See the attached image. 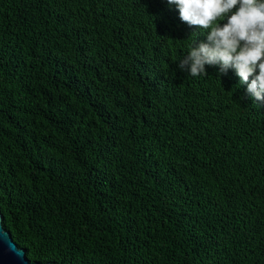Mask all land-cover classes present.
Segmentation results:
<instances>
[{"label": "trees", "instance_id": "trees-1", "mask_svg": "<svg viewBox=\"0 0 264 264\" xmlns=\"http://www.w3.org/2000/svg\"><path fill=\"white\" fill-rule=\"evenodd\" d=\"M195 39L168 0H0V210L31 261L264 264V100L181 70Z\"/></svg>", "mask_w": 264, "mask_h": 264}, {"label": "clouds", "instance_id": "clouds-1", "mask_svg": "<svg viewBox=\"0 0 264 264\" xmlns=\"http://www.w3.org/2000/svg\"><path fill=\"white\" fill-rule=\"evenodd\" d=\"M168 2L178 6L182 21L206 33V42L193 40L178 67L193 77L207 75L205 65H219L222 73L232 68L248 92L264 100V0Z\"/></svg>", "mask_w": 264, "mask_h": 264}, {"label": "water", "instance_id": "water-1", "mask_svg": "<svg viewBox=\"0 0 264 264\" xmlns=\"http://www.w3.org/2000/svg\"><path fill=\"white\" fill-rule=\"evenodd\" d=\"M3 213L0 210V264H54L52 262L31 261L27 250L20 247L12 233L3 225Z\"/></svg>", "mask_w": 264, "mask_h": 264}]
</instances>
